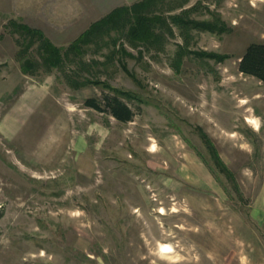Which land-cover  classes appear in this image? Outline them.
I'll return each mask as SVG.
<instances>
[{"label": "rangeland", "instance_id": "rangeland-1", "mask_svg": "<svg viewBox=\"0 0 264 264\" xmlns=\"http://www.w3.org/2000/svg\"><path fill=\"white\" fill-rule=\"evenodd\" d=\"M149 12L161 15L151 42H132L121 19L56 68L39 37L28 46L20 12L0 14V86L19 81L0 120L30 84L52 94L32 147L0 129V264H264V83L239 69L264 42V3L157 0ZM69 31L42 32L65 52ZM108 85L132 95V120L85 104L104 106Z\"/></svg>", "mask_w": 264, "mask_h": 264}, {"label": "crops", "instance_id": "crops-1", "mask_svg": "<svg viewBox=\"0 0 264 264\" xmlns=\"http://www.w3.org/2000/svg\"><path fill=\"white\" fill-rule=\"evenodd\" d=\"M114 2V0H0V14L5 15L7 10L11 13L20 12L17 18L31 27L41 29L48 37L62 36L67 27H70L71 31L66 35L78 37L92 21L102 18L117 7L114 6ZM256 2L264 3V0ZM91 15H94V18H89ZM8 82L0 86V100L3 93L13 90L19 81ZM37 83L25 87L0 120L1 133L15 141L18 140V132L22 130L21 137L29 139L28 145L31 147L37 143L34 142L36 139L39 140L36 131L38 125L44 124L46 116H49L44 110L46 101H50L52 97L46 80ZM35 114L37 116L30 121ZM16 119L20 121V126L16 125Z\"/></svg>", "mask_w": 264, "mask_h": 264}, {"label": "trees", "instance_id": "trees-1", "mask_svg": "<svg viewBox=\"0 0 264 264\" xmlns=\"http://www.w3.org/2000/svg\"><path fill=\"white\" fill-rule=\"evenodd\" d=\"M157 0H142L138 3H134L131 6H120L111 11L104 18L94 22L89 29L84 31L75 42H73L70 47H68L65 52L62 49L54 45L49 39H47L42 31L38 29L31 28L26 24H16L18 30L30 35V43L28 46L34 42L36 37L41 39L39 45V50L41 53V60L49 67L56 68L62 66L65 59L68 57L72 51L81 50V45L83 43L89 42L92 35L99 31L102 26H109L118 22L119 20L128 21V38L132 41H141L143 43H149L152 39L157 36L158 33L155 30L156 25L161 20V15L149 14ZM175 21L182 22L180 15H174L172 17ZM189 22H194L190 21ZM188 23V22H187ZM196 26L205 29L213 30L215 27L207 22H196ZM171 29V27H169ZM132 41V42H133ZM26 50V49H24ZM64 51V50H63ZM33 62L27 59L26 63L22 66L24 72H29ZM239 69L245 74H249L257 77L264 83V42L263 41H253L250 42L245 48L243 54L240 56ZM88 84V81L79 83L83 86ZM79 85H76L79 87ZM108 88L114 91L113 95H104V106H102L95 97H90L85 100V104L89 107H94L100 111H107L118 120L123 122H128L132 120L134 116L133 110L130 106L121 98L122 95L132 96L123 90L114 88L108 85Z\"/></svg>", "mask_w": 264, "mask_h": 264}, {"label": "bare ground", "instance_id": "bare-ground-1", "mask_svg": "<svg viewBox=\"0 0 264 264\" xmlns=\"http://www.w3.org/2000/svg\"><path fill=\"white\" fill-rule=\"evenodd\" d=\"M241 102H242V105H245V104H247L248 101H247L245 98H242V99H241ZM246 119H247V121H249L251 124L254 123V124H255V128H258V123H257V120H255V118H252V116H251V117L248 116ZM152 149H155L154 145H152ZM161 248L163 249V251H166V252L171 250L170 245L167 244V243H166V244H165V243L162 244V245H161Z\"/></svg>", "mask_w": 264, "mask_h": 264}]
</instances>
